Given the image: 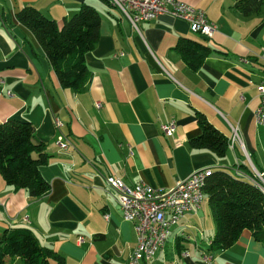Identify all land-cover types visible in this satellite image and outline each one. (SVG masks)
<instances>
[{"label": "crops", "instance_id": "0c3cea01", "mask_svg": "<svg viewBox=\"0 0 264 264\" xmlns=\"http://www.w3.org/2000/svg\"><path fill=\"white\" fill-rule=\"evenodd\" d=\"M180 1L204 12L215 26L211 38L166 15L140 23L136 32L105 0H0V123L16 118L32 125L34 143L49 155L41 175L50 189L30 199L0 177V241L11 228L27 227L64 264H127L135 232L106 177L168 191L196 169L249 167L245 153L264 173V125L254 120L264 78V0L260 14L249 17L233 9L237 0ZM83 4L98 12L100 25L85 57L90 81L76 94L61 88L42 48L15 15L32 7L61 27ZM181 38L210 50L195 72L174 49ZM198 114L228 138V146L236 129L243 148L235 143L223 158L191 149L189 141L200 135ZM55 119L63 125L59 131ZM170 122L175 132L166 137L160 126ZM58 133L69 144L64 151L56 145ZM214 233L204 199L171 228L163 249L146 264H264V244L249 231L224 251L209 250Z\"/></svg>", "mask_w": 264, "mask_h": 264}, {"label": "trees", "instance_id": "16d2710c", "mask_svg": "<svg viewBox=\"0 0 264 264\" xmlns=\"http://www.w3.org/2000/svg\"><path fill=\"white\" fill-rule=\"evenodd\" d=\"M233 9L249 17L260 14L262 3L237 0ZM15 17L42 48L61 88L76 94L84 92L91 78L85 57L94 49L99 37L98 12L83 4L61 27L32 7L21 9ZM174 49L192 72L200 68L210 53L207 46L187 38L179 39ZM197 125L200 135L189 141L190 148L223 158L229 150L228 138L201 114L197 115ZM48 159L43 144L34 143L29 122L11 118L0 123V177L6 185L12 186L14 191L24 190L30 199L46 196L50 189L41 168ZM236 169L253 179L246 164L232 171L210 169L206 177L203 197L215 225L210 251L229 249L244 230L249 231L256 242L264 244V193L248 178L237 175ZM50 261L64 264L59 253L40 245L30 228L14 227L4 232L0 241V264H49Z\"/></svg>", "mask_w": 264, "mask_h": 264}, {"label": "built area", "instance_id": "2783aa9c", "mask_svg": "<svg viewBox=\"0 0 264 264\" xmlns=\"http://www.w3.org/2000/svg\"><path fill=\"white\" fill-rule=\"evenodd\" d=\"M111 2L117 5L118 11H122L125 19L136 32H139L138 26L140 23L154 21L163 15L186 22L190 32L207 38L212 37L215 28L207 20L201 9L193 8L180 0H111ZM260 59L264 64V48ZM2 83L0 79V84ZM6 95L10 96L11 93L7 92ZM258 97L259 106L254 113L256 125L261 122L264 115V78L258 87ZM95 108L99 109L100 105L96 103ZM54 125L58 131L63 126L57 119H55ZM160 130L166 137H172L175 132L174 123L163 124L160 126ZM229 138L233 143V147L235 143H240L236 129L231 130ZM56 145L64 151L69 144L65 137L58 133ZM240 145L243 148L241 143ZM245 158L251 168L253 179L237 172V169L235 173L239 176H245L264 190V173L252 165L246 153ZM210 169L194 170L188 177L179 181L168 191L156 190L142 182L138 183L133 187L141 188L142 198H134L133 187L126 186L117 177L111 175L105 178L107 188L116 194V202L123 220L128 222V215H135V222L129 223L133 225L136 243L127 264L148 263L161 251V244H163L167 227L176 226L185 214L195 213L199 210L200 199L204 196L203 187L207 181L205 171ZM104 218L106 219L107 216ZM83 241V237L78 238L79 243H83ZM202 260L207 262L210 259L205 256Z\"/></svg>", "mask_w": 264, "mask_h": 264}, {"label": "bare ground", "instance_id": "6f19581e", "mask_svg": "<svg viewBox=\"0 0 264 264\" xmlns=\"http://www.w3.org/2000/svg\"><path fill=\"white\" fill-rule=\"evenodd\" d=\"M108 3L113 6L117 11H118V8H117V5L113 4L111 2V0H107ZM122 17H124L122 11H118ZM125 18V17H124ZM257 125L259 126H263L264 125V115L262 116V119H261V122L258 123ZM229 146L232 148L233 147V143L231 140H229ZM251 170V168H250ZM238 172V171H237ZM210 174V171L209 170H206L205 171V178ZM207 179V178H206ZM255 186H257L263 193H264V190L263 188H261L258 184L254 183ZM133 197L134 198H142V191H141V188L140 187H133ZM202 203V198L200 199V205ZM128 222H135V215H128ZM173 226H169L167 227V229L165 230V236H164V240H163V244H161V249H163V247L165 246L166 244V241H167V238L169 236V233L171 231V228Z\"/></svg>", "mask_w": 264, "mask_h": 264}, {"label": "rangeland", "instance_id": "374dc122", "mask_svg": "<svg viewBox=\"0 0 264 264\" xmlns=\"http://www.w3.org/2000/svg\"><path fill=\"white\" fill-rule=\"evenodd\" d=\"M203 200H204V197L202 196V202H203ZM203 205H204V203H203Z\"/></svg>", "mask_w": 264, "mask_h": 264}]
</instances>
